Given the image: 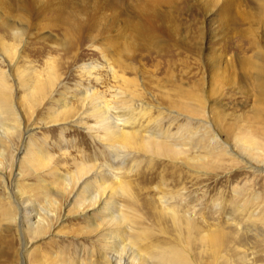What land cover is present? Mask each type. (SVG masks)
Masks as SVG:
<instances>
[{
    "label": "rangeland",
    "instance_id": "1",
    "mask_svg": "<svg viewBox=\"0 0 264 264\" xmlns=\"http://www.w3.org/2000/svg\"><path fill=\"white\" fill-rule=\"evenodd\" d=\"M263 1L0 0V107L18 115L0 166L55 223L20 234L0 179V264H105L84 183L141 254L264 264Z\"/></svg>",
    "mask_w": 264,
    "mask_h": 264
},
{
    "label": "bare ground",
    "instance_id": "2",
    "mask_svg": "<svg viewBox=\"0 0 264 264\" xmlns=\"http://www.w3.org/2000/svg\"><path fill=\"white\" fill-rule=\"evenodd\" d=\"M8 28H9V25H6L5 29H8ZM0 50L2 53L1 55L4 58L5 50H4L3 45L0 47ZM111 109L112 107H109V106L99 107L101 114L109 122L112 129L114 130V135L120 138L129 137V135L132 133H130L127 130H124V128L132 127L134 123L131 120L130 116L126 114L127 112L125 110L126 108L123 110L120 108L121 111H119L118 114L121 113V115H118V114L116 115V113L111 114L113 113L112 111H110ZM9 112L10 111H5L0 107V157H1V160L3 157V153L5 152L4 148H6L7 145H11L10 143L9 144L7 143V145H3L4 138L6 139L8 137L10 130L14 132V130L17 129L14 127V125L12 126V124L11 126L6 125L18 119L17 117L18 115L16 113H13V112L9 113ZM27 133H28L27 130L24 129L23 131L24 140L27 138L26 137ZM243 149L244 151L250 150V148L248 147H243ZM20 152L21 150L17 151V153H20ZM112 152L118 158V155L120 154L119 149L112 148ZM1 166H0V179L6 185L7 192L10 195L11 200L17 207L18 213L15 215L13 220L17 223V228L20 231V234H24L26 231L32 232L33 234L42 232L45 229V224L50 221L51 213L42 207L38 208V206H37L38 209L35 212L34 211L28 212L27 209H24L25 206H27V204L24 205L23 201L21 200L22 193L19 191L17 185L15 184L16 182H18V179L20 177L19 173L16 172L15 174H13V176H7L4 174V172H2L3 168L1 170ZM83 178L84 177H81L75 185L79 184V182L82 183ZM79 188H80V194L84 196L83 200L88 205L85 209H82V211H79V209H77L76 211L77 214H84V213H88L91 211H96V214H97L96 217L104 218L105 222L107 223V226L110 227V229H107L109 231L107 233H104L105 237L103 238L104 240L103 247L105 248V253H106L104 256L105 264H179V262L182 263V257H178L175 252H171L169 254L159 255V256H152V255L150 256L147 253L141 254L140 253L141 251L135 248V244L131 245L130 241L128 240L127 242L125 241L126 240L125 233H124L125 231L123 230L127 229V231L129 230V232L131 233V228L129 227L130 225L128 226L125 223V221H127L126 219L127 217L125 214L122 213L123 211L120 209L121 206H116V204L111 202L112 200L109 201L111 197L108 194L106 195L104 193L100 194L101 192L99 193L98 192H93V193L87 192V183H84V185L80 186ZM66 206L67 205H65L64 203L62 204V207H66ZM66 216L67 215H65V217ZM54 220L57 222V219H54ZM49 223H51V221ZM54 225L55 223L54 224L51 223L49 228H52V227L54 228L55 227ZM117 228H121V230H118ZM216 240H217V236H211L209 238V241L212 244L217 243ZM25 243L23 244L24 248L27 246V244Z\"/></svg>",
    "mask_w": 264,
    "mask_h": 264
}]
</instances>
